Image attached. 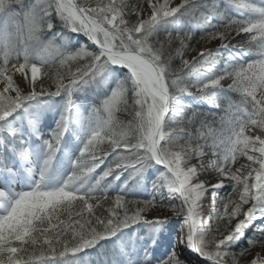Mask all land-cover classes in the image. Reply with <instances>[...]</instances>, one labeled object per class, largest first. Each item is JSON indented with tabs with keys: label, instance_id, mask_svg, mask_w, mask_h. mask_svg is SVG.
I'll list each match as a JSON object with an SVG mask.
<instances>
[{
	"label": "snow or ice",
	"instance_id": "1",
	"mask_svg": "<svg viewBox=\"0 0 264 264\" xmlns=\"http://www.w3.org/2000/svg\"><path fill=\"white\" fill-rule=\"evenodd\" d=\"M257 247L264 0H0V264Z\"/></svg>",
	"mask_w": 264,
	"mask_h": 264
},
{
	"label": "rangeland",
	"instance_id": "2",
	"mask_svg": "<svg viewBox=\"0 0 264 264\" xmlns=\"http://www.w3.org/2000/svg\"><path fill=\"white\" fill-rule=\"evenodd\" d=\"M175 2L177 3V0H175ZM215 46H216L215 42H214L213 44L208 45V47H215ZM200 47H201V45H198V46H197V48H200ZM252 231H253V229H250V230H249L250 233H251ZM93 250H94V249H93ZM93 250H90V251H93ZM258 251H264V248H260V247L253 248V249H252V253L247 257V259L245 260L244 264H247V261H248V260H251L252 257L255 256L256 253H257ZM95 255H96V253L85 254V255H82V254H81V256H82V257H85V258L95 257ZM185 255L188 256L187 253H186ZM189 258H190V259H193V260L195 259V257H189Z\"/></svg>",
	"mask_w": 264,
	"mask_h": 264
},
{
	"label": "trees",
	"instance_id": "3",
	"mask_svg": "<svg viewBox=\"0 0 264 264\" xmlns=\"http://www.w3.org/2000/svg\"><path fill=\"white\" fill-rule=\"evenodd\" d=\"M177 3H179V0H177ZM237 39H241L240 37H237ZM235 42V41H234ZM198 45H195V47H197ZM196 53H192L191 56H195ZM191 58V57H190ZM206 107V106H205ZM92 253H96V250L94 249L93 251H88L86 254H92ZM82 255H85L84 253H82Z\"/></svg>",
	"mask_w": 264,
	"mask_h": 264
},
{
	"label": "bare ground",
	"instance_id": "4",
	"mask_svg": "<svg viewBox=\"0 0 264 264\" xmlns=\"http://www.w3.org/2000/svg\"><path fill=\"white\" fill-rule=\"evenodd\" d=\"M257 253L264 254V251H258ZM257 253H256V255H257Z\"/></svg>",
	"mask_w": 264,
	"mask_h": 264
}]
</instances>
